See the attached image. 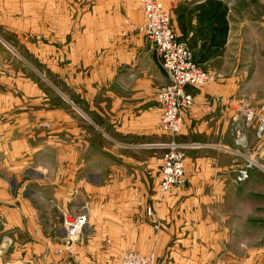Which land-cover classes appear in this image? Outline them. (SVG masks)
Listing matches in <instances>:
<instances>
[{
    "label": "rangeland",
    "instance_id": "1",
    "mask_svg": "<svg viewBox=\"0 0 264 264\" xmlns=\"http://www.w3.org/2000/svg\"><path fill=\"white\" fill-rule=\"evenodd\" d=\"M158 1L166 5L164 0ZM174 2L171 12L165 6L172 15ZM113 3L114 0H0V264H79L72 246L86 237V228L78 240L69 243L62 218L77 214L82 206L88 207L85 198L73 201V211L58 209L53 190L39 193V171H23V162H46L38 157L40 153L25 152L39 135L44 139L53 137L65 145L72 139L71 124L81 129L79 65L131 62L124 57L130 54L133 43L124 27L120 14L123 11L115 12L120 4ZM138 4L143 11L140 0ZM203 9L202 28L194 39H187L195 59L209 53L214 58L224 56V60L213 61L210 68L246 69L241 79L253 85L248 89L251 97L245 107L258 109L264 104V0H206ZM89 34L94 35L97 44L93 54L82 53L81 43ZM143 54L136 61H148ZM200 67L206 71V67ZM22 124L33 132L31 137H21ZM257 129L255 120L246 131L251 153H259L264 141L257 138ZM47 155L50 157L49 151ZM235 161L229 172L230 182L217 190L214 203L189 210L190 216L199 218L187 223L186 228L194 229L198 235L193 232L191 238L181 239L176 230L184 225L179 224L171 227L173 231L167 239L161 240L157 233L163 227L154 222L146 227L153 230L151 239L118 243L112 237L116 244L109 241L100 249L96 247L100 253L111 252L107 261H95L85 243L81 250L87 254V261L85 255V262L80 264H120L130 253L155 256V264H264V168H253L248 180L239 183L234 169L244 161L237 154ZM261 164L264 167V156ZM49 166L54 169L55 164L50 162ZM160 174L161 170L159 177ZM46 181H52L51 175ZM94 181L101 183L100 176H95ZM26 206L42 208L43 216L35 218L42 233L29 231Z\"/></svg>",
    "mask_w": 264,
    "mask_h": 264
},
{
    "label": "crops",
    "instance_id": "2",
    "mask_svg": "<svg viewBox=\"0 0 264 264\" xmlns=\"http://www.w3.org/2000/svg\"><path fill=\"white\" fill-rule=\"evenodd\" d=\"M173 1H176V15L170 14L175 33L180 41L190 45L187 39H194L202 28L206 0ZM164 2L171 12L172 0ZM114 3L120 4L115 12L123 11L120 14L126 23L124 27L133 43L130 54L124 57L131 62L115 59L116 63L79 65L81 129L71 124L74 128L72 139L65 145L53 137L33 136V143L25 152L40 153L38 157L46 162L38 161L32 165L23 162V171L24 168L39 171L41 180L36 187L41 195L44 190H53L58 209L73 211V201L85 198L89 208V224L85 229L87 238L83 237L72 246L79 264L85 262V255L87 261V254L81 250L85 243L95 261L99 258L107 261L112 256L109 255L111 252L100 253L96 247L100 249L109 241L110 244L138 243L151 239L149 236L153 230L146 227L154 222L163 227L157 233L161 240L167 239L173 231L171 227L179 224L184 225L176 230L181 239L193 236L196 231L187 229L186 224L199 217L190 216L189 210L213 204L217 190L230 182L229 172L233 171L236 154L232 119L249 104L251 96L248 89L253 85L243 83L241 79L247 74L246 69L210 68L213 61L224 60V56L214 58L207 53L206 57H196L215 80L203 88H187L193 96L194 106L184 113V126L177 136L187 155V182L184 187L161 195L159 169L164 156L162 145L170 138L160 130L156 96L168 83V77L154 58L153 44L139 32L144 23V13L138 0H114ZM181 37H186V40ZM85 38L81 43L84 46L82 53H95L94 35L89 34ZM142 53L148 61H136ZM25 125L20 126L21 137H31L33 132ZM249 135L254 137L250 131ZM43 146L46 150L42 149ZM50 162L52 166L55 164L54 169L49 166ZM50 175L52 181L48 182L46 179L50 180ZM97 175L101 183L94 181ZM41 216L42 208L36 210L26 206L27 227L31 233H42L40 222L35 220Z\"/></svg>",
    "mask_w": 264,
    "mask_h": 264
},
{
    "label": "built area",
    "instance_id": "3",
    "mask_svg": "<svg viewBox=\"0 0 264 264\" xmlns=\"http://www.w3.org/2000/svg\"><path fill=\"white\" fill-rule=\"evenodd\" d=\"M145 23L142 32L153 44L154 58L158 66L168 77V83L157 93L159 106V127L170 138L162 145L164 156L159 180L160 194L166 195L173 189L182 188L187 182V169L184 145L177 141V136L184 126V113L193 108V96L187 91L191 88H203L212 85L215 78L204 71L195 61L193 51L186 42L178 40L171 25L170 13L158 0H140ZM264 104L256 109L242 107L241 112L233 117L234 152L242 156L243 165L235 167V180L243 183L248 180L253 168L263 169L264 143ZM258 121L257 138L262 140L259 153L248 149L246 131ZM236 147L238 148L236 150ZM263 147V148H262ZM260 150L262 151L260 153ZM243 151V153L241 152ZM246 151L249 153L246 155ZM236 161L234 160V163ZM233 163V164H234ZM88 207L82 206L78 213L62 218L67 242L74 243L89 223ZM151 214V211H150ZM155 256H143L130 253L123 257L120 264H155Z\"/></svg>",
    "mask_w": 264,
    "mask_h": 264
},
{
    "label": "trees",
    "instance_id": "4",
    "mask_svg": "<svg viewBox=\"0 0 264 264\" xmlns=\"http://www.w3.org/2000/svg\"><path fill=\"white\" fill-rule=\"evenodd\" d=\"M204 8V7H203ZM183 29V31H185V28L183 27L182 28ZM190 46V45H189ZM190 48H191V46H190ZM193 50V49H192ZM195 61L200 65L201 63L199 62V61H197L196 59H195Z\"/></svg>",
    "mask_w": 264,
    "mask_h": 264
}]
</instances>
